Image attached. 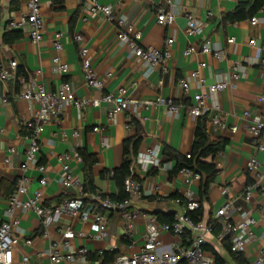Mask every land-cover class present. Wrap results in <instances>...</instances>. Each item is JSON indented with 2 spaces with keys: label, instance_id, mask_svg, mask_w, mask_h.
Here are the masks:
<instances>
[{
  "label": "crops",
  "instance_id": "crops-1",
  "mask_svg": "<svg viewBox=\"0 0 264 264\" xmlns=\"http://www.w3.org/2000/svg\"><path fill=\"white\" fill-rule=\"evenodd\" d=\"M90 1L92 0H65L60 9L54 7L51 0H41L46 30L43 41L35 45L24 31L8 30L7 27L10 20L23 8V0H0V66L7 67L13 60L18 63L15 77L8 81L0 79V224L6 219L9 196L23 174L21 166L29 144L23 123L31 119L37 109L33 102L20 98L23 89L21 76H25L28 81L35 80L48 92H56L67 82L73 86L78 97L94 99L104 93L114 92L119 87H126L129 97L133 99L145 102L162 96L165 99H173L177 104L189 105L193 103L196 81L191 80L192 89L187 95L178 84V79L189 77L201 62L207 63L202 75L208 84L225 79L234 62L242 61L245 56L259 55L258 49L251 48L248 41L256 39L264 42V2L252 16L258 19L255 25L251 24L252 17L233 23L224 21V16L233 12L239 4L249 3L251 9L257 0H175L179 12L171 26L160 25L157 21V14L165 4L164 0H97L101 5L110 6L116 15L124 17L136 30H140L141 44L144 47L163 49L166 39L174 37L172 57L168 62L167 71L157 68L148 73L129 49L116 42L118 25L108 21L102 13H88ZM208 12L213 13L210 19H207ZM187 13L206 23L201 37L186 35ZM14 32L20 34V38L12 40L11 35H14ZM56 32L64 34V48L61 52L54 48ZM76 35L82 36L84 45L90 51L93 67L104 83L102 91L89 87L85 82L79 55L80 46L74 43ZM231 37L236 38L233 44L228 42ZM206 40L212 42L214 49H224L227 59L219 61L213 55L199 52L184 55L185 49L190 46L199 49ZM55 56H60L69 65L67 72L59 74L54 71L52 59ZM244 72L245 75L240 81L216 96L222 106L225 121L238 126V131L234 134L214 131L207 125L208 116L195 118L184 109L179 115H171L165 106L145 110L131 105L128 110L111 120V103H104L100 107L89 106L82 112L72 106L67 107L59 121L46 125L40 137V163L45 165L49 179L43 190L45 204L53 206L70 198L81 197L85 202L86 211L91 212L92 194L101 193L109 198L116 195L117 187L110 175L107 176V172L121 165L125 142L138 138L139 148L132 163L134 176L141 182L143 191L151 190L152 187L159 189L155 195L143 197L134 204V208L142 213L137 218L134 234L135 244L141 245L149 216L159 212L179 211L175 196L183 193L184 187L178 175L172 177L168 172L156 170L155 173H150L154 169L146 168L137 158L153 147H159L163 156L166 150L185 156L193 148L196 129L201 120L205 121L209 140L220 147V153L213 159H208L213 161L217 174L209 186L207 197L202 200L203 218L206 221L213 220L225 201L232 200L236 206H242L260 221L264 211V193L255 191L249 202L243 197L246 187L253 181L252 175L247 171V162L253 155L259 158L264 174V152L256 150V143L248 130L255 117L264 112V105L258 102L264 86V68L259 65H246ZM245 110L253 113V119L247 120L244 117ZM96 126L102 128V131L95 132L93 129ZM76 131L80 132L79 137L74 135ZM104 138L108 139V146L103 144ZM262 141L264 143V133ZM12 148L15 152H11ZM74 149H82L90 156L96 157L97 162L92 170L95 191H83L86 182L84 162L72 163L73 171L81 181V190L64 189L59 183L60 156ZM26 174L31 179L29 191L32 193L39 186L41 173L38 169L31 168ZM224 186L231 189L227 196L222 193ZM200 187L201 181L193 185L198 196ZM102 212L107 217L110 232L109 237L104 240L94 239L93 224L78 217L61 215L57 221L44 229L42 220L35 213L18 212L16 216L20 218L19 231L31 239L32 244L21 242L14 249V264H21L24 256L29 257L28 264H50L48 251L52 246L61 244L63 238L60 230L67 226H71L75 232L73 246L87 247L90 252L89 260L93 264H112L103 260L104 253L118 251L119 254L130 251L131 248L125 237L124 221L121 217L117 213ZM238 218L235 211L230 213L231 220ZM261 228L259 223L257 231H261ZM163 240L167 243L171 238L164 235ZM262 247L264 248L262 242L248 246L243 256L249 264L261 254ZM210 248L228 264H238L222 243L211 240ZM75 260L79 262L76 254ZM60 264L74 263L65 259Z\"/></svg>",
  "mask_w": 264,
  "mask_h": 264
},
{
  "label": "built area",
  "instance_id": "built-area-1",
  "mask_svg": "<svg viewBox=\"0 0 264 264\" xmlns=\"http://www.w3.org/2000/svg\"><path fill=\"white\" fill-rule=\"evenodd\" d=\"M164 3V6L160 7L158 11L157 21L160 25L171 26L175 22L179 9L176 7L175 0H164ZM87 9L90 15L102 13L108 21L118 25L116 42L120 46L129 49L133 56L141 61L148 73L155 71L157 68L167 71L168 62L172 57L174 37L166 39L163 49L144 47L141 44L142 32L136 30L134 25L124 17L116 15L110 6L101 5L97 0H92L88 3ZM212 16V12L207 13V19ZM185 17L187 19L186 35L201 37L206 23L192 14L187 13ZM257 22L256 17L251 18L252 25L257 24ZM7 27L8 30L24 31L33 44H40L44 39L46 30L41 0H23V8L16 17L10 20ZM63 38L64 34L62 32L54 34V48L58 52L63 51ZM235 41V37L228 40L230 44L235 43ZM74 43L80 46L79 55L85 82L89 87L102 91L104 83L93 67L89 55L90 51L84 45L82 36L76 35ZM248 45L251 48L258 49L259 55L255 57L245 56L242 61L234 62L230 67L228 77L225 79L222 78L208 84L206 78L202 75L203 69L207 67L206 62L199 63L189 77L178 79V84L187 95L192 89L191 80L196 81L193 103L189 105L177 104L173 99H165L162 96H158L153 101H140L130 98L126 87H119L114 92L104 93L94 99L78 97L73 86L67 82L63 83L56 92H48L44 86L37 84L35 80L28 81L25 76H21L23 89L20 98L33 102L37 105V109L31 119L23 123L24 128L27 130L26 138L29 140V144L25 153V161L21 166L23 174L9 197L8 208L5 211L6 219L0 224V264H14L13 251L21 242L26 245L32 244V240L26 238L19 231L20 218L16 216L18 212L24 214L35 213L42 220L44 229L57 221L61 215H68L71 218L78 217L84 222L93 224V238L96 240H104L110 235L107 217L102 211L117 213L124 221L125 237L129 241L131 250L119 253L112 264H218L216 255L210 248L211 240L218 243L227 240L231 251L242 255L246 254L250 244L264 243V211L261 213L259 221L250 211H246L242 206H236L232 200H226L224 205L215 213L212 221H206L204 218L196 221L189 214L201 208L200 197L193 189V185L203 179L200 172L191 168L183 167L177 174L181 178L184 191L176 198L180 210L174 213L172 222L161 223L156 215L149 216L143 241L138 246L135 244L134 234L137 218L142 213L134 208V204L141 201L143 197L155 195L159 191L158 187L143 191L141 182L134 176L131 168V175L125 180V191L128 197L123 200H115L103 196L101 193H94L91 195V201L93 202L91 212L86 211L85 202L81 197L70 198L59 204L47 206L43 190L49 179L46 176L45 165L40 163V137L46 125L50 122L59 121L67 107L70 106L82 112L89 106L100 107L104 103H111V120L124 113L131 105L145 110L165 106L171 115H179L184 109L190 116L195 118L208 116L207 125L214 131L237 133L238 126L230 125L225 121L222 106L216 100V96L240 81L245 75L246 65H259L264 68V42L251 39L248 41ZM197 52L204 55H213L219 61L227 59L226 51L222 48L214 49L210 40H206L199 49L195 46L188 47L184 50V55L188 56ZM52 64L54 71L59 74L69 70V65L60 56H55L52 59ZM17 66L16 60L11 61L7 67L0 66V79L8 81L15 77ZM258 102L264 105V86L258 97ZM244 117L251 120L253 119V113L250 110H245ZM93 130L101 132L102 128L96 126ZM248 130L256 143V150L264 152L262 141L264 112L255 117ZM74 135L79 137L80 132L76 131ZM103 144L108 146L107 138H104ZM11 152H15V149L12 148ZM185 157L191 159V152L187 153ZM165 159L159 147L149 148L137 158L146 168L169 173L173 169L174 163ZM60 161L59 183L64 189L75 188L81 190V181L72 168V163H83V157L79 150L74 149L63 153L60 156ZM31 168H36L41 173L39 186L32 193L29 191L31 179L26 174ZM247 171L252 175L253 181L246 187L243 199L249 202L255 191L264 193V174L261 171V162L256 155L248 160ZM230 191L229 186L222 187V193L225 196ZM232 211H235L239 216L237 220L230 219ZM216 223L221 226L218 235L215 234ZM259 223L262 226L261 231H257ZM60 233L63 238L61 244L52 246L48 251L50 264H60L65 259L74 264H93L89 260L90 252L87 247L75 248L73 246L72 240L75 237V232L71 226L60 230ZM164 235H168L171 240L167 243L164 242ZM46 236L47 231L45 230L44 237ZM260 252L261 254L256 257L252 264H264L263 247L260 248ZM75 254L78 255L79 262L75 260ZM29 262V257L24 256L21 264H28Z\"/></svg>",
  "mask_w": 264,
  "mask_h": 264
},
{
  "label": "trees",
  "instance_id": "trees-1",
  "mask_svg": "<svg viewBox=\"0 0 264 264\" xmlns=\"http://www.w3.org/2000/svg\"><path fill=\"white\" fill-rule=\"evenodd\" d=\"M51 1L54 7L56 6L57 8L60 9L62 8L65 2V0H51ZM263 2L264 0H257L256 5L253 6L251 9H249V3H241L236 7V9L233 12L226 14L224 16V21L233 23L235 21H240L248 17H252L255 10H257L263 4ZM11 36H12V40L15 38L16 39L20 38V34L18 33H15L14 35ZM139 142L140 140L138 138H134L126 141L124 144V150H123L124 157L121 165L115 168L114 170L107 172V176L110 175V178L114 181L117 187V194L112 195L111 196L112 199L123 200L128 197V194L125 191V180L127 177L131 175L133 157L136 156L138 152ZM219 151H220V147L218 146V144L211 142L208 138L205 121L200 120L198 123V127L196 129L193 148L191 150V159H187L185 156H182L171 150H166L164 152L166 158L165 160H169L174 163L173 169L169 172L170 176L172 177L176 176L179 170L183 167H188L193 170H196L200 172L203 176L199 191L201 208L199 210L189 213L196 221L203 219L202 200H204V198L207 197L209 186L214 181V178L217 174V170L213 161H209L208 159L209 158L213 159ZM79 152L83 157V162L85 165L84 171L86 176V182L83 185V191L86 192L89 191V189L94 190V186L92 182V170H93V166L97 162V159L94 156H90L82 149H80ZM156 171L154 170L151 171L150 173H155ZM104 174L105 172L102 174V176H104ZM178 197L179 195L175 196V198ZM156 216L158 217L161 223H167V222H172L174 213L159 212L156 214ZM220 230H221L220 224L216 223L215 234L218 235ZM222 244L225 246L231 258L235 259L238 264H249L247 259H245L242 254H238L231 251V248L227 240H225ZM213 252L216 255L218 264H228V262L225 259H223L219 254H217L215 251ZM117 256H118V251H113L112 253H104L103 260H107L110 263H113V261Z\"/></svg>",
  "mask_w": 264,
  "mask_h": 264
}]
</instances>
